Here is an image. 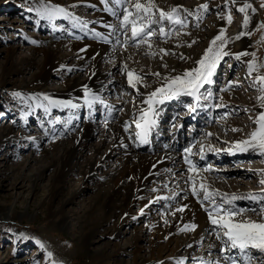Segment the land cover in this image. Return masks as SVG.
Listing matches in <instances>:
<instances>
[{
	"label": "rangeland",
	"instance_id": "obj_1",
	"mask_svg": "<svg viewBox=\"0 0 264 264\" xmlns=\"http://www.w3.org/2000/svg\"><path fill=\"white\" fill-rule=\"evenodd\" d=\"M166 1H170L168 6L162 5L164 6L163 10L166 12L177 5L189 9L188 13H184L182 10L180 12L181 18L186 21L185 25L183 28L179 24V26L169 28L170 22L165 20L162 26L168 28L170 31L168 37L165 38L159 33L161 25L149 26L153 31V35L151 37H144V39L149 40L152 45L150 46V43H143L141 45L135 42L130 43V46L136 50L134 56L143 58V60L148 59L151 62L149 66L153 67L154 64L152 63L156 60L175 57V52L167 51L162 54L160 52L162 49L160 44L168 42V44H175L178 48L189 47L192 49L190 56L179 57L181 63H187L192 66L200 59L204 50L209 46L212 39L220 33L221 29L226 30L225 38H227L228 42L225 45L224 51L229 54L223 56L220 60L212 78L213 82L203 86V91L206 93L203 97L205 101L210 102L212 100L216 105L224 106V109L214 112L215 122L206 126V128L218 129L220 122L222 123L221 126L224 131L220 130L217 132L218 139H221V141L217 140L218 145L215 144V146L218 149L214 151V153L219 152L220 156L217 154L218 157H216V154H209L210 160L200 164L197 168H206L208 171V166H211L210 170H215V175L213 176L217 179L215 184L218 188H216L221 193H225L222 188L232 187L233 184V187L238 192L237 194L241 196H245L249 191L259 194L261 187H264L259 184V180L261 179L260 170L264 169V155L259 152L244 155L240 153V156L242 155L243 158L240 161L232 162L228 153L229 151L227 152L223 147L226 146V149L232 148L234 141L246 138L248 133L256 127L255 118L260 111H264L258 99L260 96L259 83L254 80L256 75H264V0H180L177 4L175 0ZM166 1L164 0L163 2ZM51 2L68 8L70 12L73 9H77V6L71 0H51ZM35 3L36 0H0V81L1 68L6 60V50L11 49L12 46L15 47L17 49V57L20 55L29 56L33 52L36 53V59L29 66L22 64L24 68L21 73L15 76V80H7L5 83L0 84V129L6 131V133L10 131L13 136L10 142H0V162L5 158L3 161L7 164V166L0 164V264H50V261L46 259V251L53 252L52 259L63 261V264H132L131 259L133 255L121 251L126 249L128 243L134 246L149 245V242L145 240L146 237H144L143 242H139L134 236L141 233L140 228L147 229L149 236L154 232L155 226H152L150 223L154 218L150 215V212L145 214L146 217L143 216V221L137 223H131V220H126L128 215L126 213L120 215L119 221L122 222L123 220V225L119 230L120 237L118 238L109 235V230H107L113 227L114 221L118 218L111 219L112 221L105 223L104 230L107 228L106 231H101L92 236L86 235L89 227H91L84 222L86 216L79 222L73 220L69 228L66 229H63L52 221V212L58 211L61 204L65 212L72 217L81 214L85 202L95 193L96 188L103 181L100 177L102 171L96 172L98 175L95 180L87 184V189H83L82 196L77 197L78 199L76 198L75 203L71 205L66 203L67 196L70 191L82 186L84 180L81 173L74 172L71 181L68 183L67 190L61 196H58L52 204H50L49 198L51 192L49 181L52 179L51 175L53 172H46L43 179L38 182L34 181L35 174L33 172H35L36 167L52 163L50 156L55 151L52 146L57 145L59 147V144H61L60 140L63 139L67 143L72 139L70 135L73 134H67L69 129H64L63 127L70 120L68 118L69 109L66 107L56 108L53 114L49 115L42 113L33 115L29 113L32 109L27 103V95L29 93L40 92L43 95L52 90L62 89L64 81H66L64 75L58 76L55 74L51 78V81L38 83L32 88L27 87V82L31 79L32 74L39 71L40 60L43 58L42 51L37 50L35 47L40 44L41 48H43L51 44V42H56V45L63 43L61 44L62 49L57 53V56L60 57L63 54L70 53V49L65 43H70V41L77 43L87 39L86 37L80 38V40L76 39L73 35L75 32L74 28L68 25L61 28L65 23L64 17L49 21L42 19L36 12L30 11ZM61 3L64 4L62 5ZM132 3L134 2L132 1ZM205 3L208 4L207 9H198L199 5ZM245 5H247L245 11H239L240 7ZM158 9L161 8L158 7ZM229 14L232 17L231 22L227 20ZM158 15L159 12L157 11L156 16ZM245 16L248 17L246 26L243 23ZM240 28L246 30L243 35L245 41L243 45L238 47L235 41L230 39V34L231 32L238 31ZM121 34L124 38L125 36L130 37V26L126 31L123 29ZM182 36H189L190 40L186 42L182 41ZM179 40L182 42L179 43ZM146 48H149L150 51L146 52L144 50ZM243 52H247L248 55H241L239 57L234 55L235 53ZM253 53L255 54L254 56L252 55ZM76 59L77 57L73 58V62ZM249 60H254L257 64V69L252 74L248 73L247 62ZM70 62L72 61H68V63ZM132 62L126 60L123 65H115L117 66L115 73L119 75L120 79H118L119 83L117 85L111 86L112 92H109L110 96L108 98L110 101H118V104L113 111L115 112V116L110 121L121 120L127 122L126 117L129 121L136 119L134 114L128 115L126 113L127 115H125L124 111L129 108L133 97L130 91L125 90L121 86L122 82H124L123 79L126 78L122 68L124 66L126 68L129 67ZM26 63L29 62L26 61ZM111 65L112 62H108L104 63L101 67L108 69ZM54 72L64 74L65 70L64 68L56 67ZM83 75L81 74L79 79H84ZM137 75L140 79H154V76L148 73L147 70L137 73ZM230 81L232 82L231 84L229 83ZM16 92H19L20 95H13ZM106 95L107 90L101 93L100 97L106 98ZM212 97L213 99H211ZM86 109H80L81 111L73 114L76 120L81 118L77 122V126L78 124L88 122V114L92 113L93 110L87 109L88 113ZM94 109H96V117L99 113L104 116L101 106ZM173 109L180 110L179 106H174ZM182 111L183 114L188 113L189 107L187 106ZM82 117H85L86 121H83L84 118ZM93 120L102 122V119L93 118ZM232 121L238 125L236 129H239V131L233 130L231 127ZM102 125L99 123L98 126L102 128ZM169 125L170 123H167V127ZM129 127L126 133L132 137L134 135V127L133 125ZM37 135L42 136L39 137ZM206 136L207 134L203 132L195 142L196 144L199 142L200 145L204 146L203 152L197 150L200 151V154L204 152L206 154L205 149L209 153L208 145H206ZM29 137L32 139H29ZM103 137V135H100L93 140L91 137L90 139L94 144L98 142L103 143ZM33 138H37L36 144ZM107 145L108 142H105L104 148ZM160 152L161 150L155 149V154ZM195 154L196 151L191 152V158L196 161ZM86 155L88 158H91L92 153L87 152ZM32 157L37 158V160H32ZM219 157L223 160L219 161ZM9 165L14 166L16 171L9 170L7 168ZM106 166L107 164L105 167L103 166V170L106 169ZM50 170L53 171V169ZM223 185L225 186L223 187ZM216 197L221 198L220 200L222 201V197L219 194ZM156 200L154 198L149 205H143L144 207L142 203L134 206L132 211L138 213L135 215L136 218L138 215L142 217V214H140L141 208H144V211L147 209L155 210L154 215L156 214L157 219L160 218L162 213L171 215V212H168L170 205L167 206L168 208L161 207L162 205L157 203ZM252 202V200L247 201V203ZM171 203L174 204V201H170ZM243 206L244 204L241 208ZM9 208H12V215L10 218H6L5 213ZM244 208L246 209L245 206ZM251 209L254 208H249L250 211L246 215L254 214L261 217L262 214L258 208L255 209L256 211H251ZM205 234L203 237H205ZM150 238L148 237L149 240H151ZM127 241L129 242L127 243ZM41 243L44 244V248L40 247ZM103 244L110 246L108 252L111 255L115 253V255L113 254L114 256L112 255L107 260H100L99 251H97L101 249ZM116 246L117 251L114 250ZM134 246L128 248V252L136 249ZM112 250L115 252H111ZM181 253H184V250ZM143 254L147 253L143 252ZM258 255L257 257H262L264 253H259Z\"/></svg>",
	"mask_w": 264,
	"mask_h": 264
},
{
	"label": "bare ground",
	"instance_id": "obj_2",
	"mask_svg": "<svg viewBox=\"0 0 264 264\" xmlns=\"http://www.w3.org/2000/svg\"><path fill=\"white\" fill-rule=\"evenodd\" d=\"M132 1L135 2V0ZM163 1L164 0H154L157 7H160L161 9H163L164 6H168L170 2L166 0V2ZM71 2L77 6V9H73L71 13L80 17L81 19L80 21H76L70 17H64L63 20L65 23L61 28L68 25L69 27L74 28L73 30L75 32L73 35L76 39L80 40V38L84 37L87 39L77 43L73 41H70V43H65L70 49V53L63 54L60 57L57 56V53H59V51L62 49L61 44L63 43L56 45V42H51V44L43 48H41L40 44L36 45L37 47L35 48L39 51H42L43 58L40 60L39 71L32 74L31 79L27 82V87L32 88L38 83L51 81V78L55 74L58 76L64 75L66 81H64L65 79L63 80L64 84L62 89L52 90L43 95L50 96L55 100H71L73 103L79 105V107L72 108L71 106H57L53 104L48 108V110H45L44 107L40 106L43 99V95L40 94V92H35L34 94L29 93L27 95V103L30 107H32L29 113L33 115H38L39 113L49 115L51 113L53 114V111L56 108H68V118L70 120L68 123L64 124L63 127L64 129H69L67 134L73 133L70 135L72 139L67 143L63 141V139L60 140L61 144H59V147L57 145L52 146L55 150L50 156L52 163L49 165L37 166L34 170L35 172H33L35 177H33L34 181L38 182L39 180L43 179L46 172H53L51 175L52 179L49 181L51 186V192L49 195L50 204H52L54 200L58 198V196H61L64 191L67 190L69 186L68 183L71 181L74 172L79 174L81 173L82 179L84 181L81 187L69 192L66 202L69 205L75 203L77 197L82 196L83 191L87 189V184L95 180L97 177V171H102L100 177L103 179V181L99 184V186L97 185L98 187L96 188L95 193L91 195L85 202L81 214H78L76 217H72L67 212H65L64 207L61 204V207L58 211L52 212L53 223H56L58 226L66 229L69 228L73 220H77V222H79L84 216H86L84 222L86 225L89 224L91 226L89 227L86 235L92 236L101 231H106L107 228L104 230L105 223L112 221L111 219L118 218L116 221H114L113 227L107 229L109 230V235L113 236L114 238H118L120 237L119 230L123 225V220L122 222L119 221L120 215L126 213L128 214L126 220H131V223H137L143 221V216L146 217L145 214L150 212V215L154 218L153 221L150 222L152 226H155L154 232L149 236L147 234V229L140 228L141 233L134 236V238L138 239L139 242H143L144 237H146L145 240L149 242V245L134 246L128 243L129 241H127L128 245H126V249L121 251L133 255V258L131 259L132 264H180L182 258H184L183 264H201V261H214L217 258L223 260V256L225 254H221L219 252L221 241L218 240L214 234L216 226L211 224L206 211V207L208 206L209 202L203 200L202 190L199 188L201 180H203L209 189L218 188V186L215 184L217 179H215V176H213L215 175V170L207 171V169L204 168L199 169L200 171L198 173H189V165L185 161V154L177 149V142H173L172 144L170 142L162 141V139L173 138L175 134L179 132L181 133L187 128L185 125L188 121V117L190 116L187 115L188 113L183 114V111L181 114L184 116L181 115L180 112L173 110L174 106H179L183 110L187 108L188 103H191V108L197 107L199 110L198 114L201 117L209 113V110L211 112L216 108L217 110L224 109V106L211 103L203 112L205 108H203L204 104L201 102V100L203 101L202 97L197 101L194 97L190 96L187 97L185 102H183L181 98H184V95L186 96V94L181 93L178 96L170 99L171 101L167 100L165 104H163V102L155 105V111L157 115L154 118L156 123L152 125L149 134L157 135V137L161 139V143L159 142L158 144H155L152 149H149L148 144L147 146L144 145V142L140 141L136 137L138 129L136 127L135 120L138 118L139 112L147 107V105L143 104L142 101L146 99V96L149 92L153 91L156 87L161 86L164 83V79L166 77L181 74L184 70L197 66L196 62L190 66L187 63L184 64L179 61V59L183 56H190L192 54V49L189 47L178 48L175 46V44L173 45L168 44V42H163L160 44L162 49L159 47L161 49V54L167 51L175 52V57H170V59L166 57V59L163 58L158 61L156 60L152 63L154 66L150 67L149 64L151 62L148 59L143 60V58L141 59L134 56L136 50L130 46V43L135 41L134 39H129L127 44L123 43L125 38L121 36V32L123 31V28L121 27V20L123 8L127 4L116 5L114 4V0H107V3H105V0H71ZM141 2H145V0H141ZM179 2L180 0H175L176 4ZM110 7L117 13L116 15L110 16L105 14V9ZM119 12L120 14H118ZM108 25H111L112 27L109 28ZM150 26H157V24ZM174 26L176 27L179 25L170 23L169 28ZM245 31L246 30L244 28H240L238 31L231 32L230 34V39L235 41L238 47L244 44L245 37H243V35H239V38H237V36L240 33H245ZM165 32L167 34L162 35L164 38L168 37L170 31L168 28H165ZM101 35L107 39H101ZM182 37V41L186 42L190 40L189 36ZM182 41L179 40L178 42L181 43ZM151 45L152 43H150V46ZM149 48L144 50L147 52ZM16 50L17 49L13 46L11 49L6 50L5 64L2 65L1 68L0 84L5 83L7 80H13L18 73L22 72L24 68L23 65L29 66V64L36 59L35 52L29 56L20 55L17 57ZM76 57L77 59L75 62H73V58L75 59ZM126 60L128 62H133L131 65H129V67L126 68L124 66V68H122L123 74H125L126 78L123 79L124 82H122V85H120L125 90L130 91L133 99L129 108L124 112L125 115L134 114L136 119L129 121V119L126 117L128 120L127 122L121 120L110 121L111 118L108 119V113L114 114V108H116L118 104V101L109 100V92H112L110 88L111 86L117 85L119 83L118 79L120 78L119 75L115 73V69H117L119 64L123 65L124 61ZM26 61L29 63H26ZM68 61L72 62L68 63ZM108 62H112L111 67L108 69H103L104 67L102 68L101 66ZM56 67L64 68L65 73L63 72L64 74H60L61 72H54ZM144 68L148 71V73H151L154 76L153 80L142 78L138 81L136 79L137 73L146 71ZM129 71L133 72V81L136 84V87H132L128 84L127 73ZM154 73H159L160 75L157 76L154 75ZM81 74H84V79H79ZM85 87L98 94L99 97L101 93L106 92L107 90L106 98L100 97V100L94 101L91 107H89L84 101ZM200 92L202 95L205 94L203 87L200 89ZM44 103L47 104V101H44ZM167 103H169L168 108H166ZM98 106H101L102 110L105 111L104 116L99 113L98 116L95 117L96 109L94 108ZM83 108L91 109L93 111L89 114V120H87L88 122H84L80 125L78 124L77 126V122H79L81 118L76 120V117L74 116V118L73 114L81 111L80 109ZM191 108H189V110H191ZM83 111L85 112V110ZM82 118H84L83 121H86L85 117ZM93 118L102 119V122H96L93 120ZM165 120L173 123L174 128L171 127L169 130L166 128V126H164L160 129V123ZM180 121L184 123L182 127L174 125ZM99 123H101V125L103 124L102 128L98 126ZM126 123L128 126L131 127L133 125L134 127V135L132 137L126 133L127 130L124 128ZM221 124L222 123L220 122V126ZM231 124L233 129H236L238 126L234 122ZM220 126L218 129H210L205 127L201 133H198V135L195 133L197 131L195 130V126L191 127L193 135L199 136L203 132L207 134L206 145L213 146L211 150L208 147V154H216V157L220 156L218 154L219 152L214 153V151L218 149L215 146V144L218 145L217 140L221 141V139H218L217 136V132L222 130V126ZM209 133H211V135H209ZM21 135L24 136L23 134ZM100 135L104 136L102 138L103 143L98 142L94 144L91 142L90 137L93 140L95 137L97 138ZM37 136L41 137L42 135ZM12 137L13 136L10 131L6 133V131L0 129L1 143L10 142ZM36 139L37 138H33L35 144L37 143ZM175 140L181 142L180 138ZM105 142H108V145L104 148ZM200 146L201 145L199 142L196 145L191 146V152L198 150V148L200 150ZM223 148L227 151L226 146ZM155 149L161 150V152L155 154ZM205 150L207 152V149ZM248 151L250 153L238 151L227 152L229 153L231 161L233 162L240 161L243 158L242 155L240 156V153H243L244 155L252 153L255 154L258 152L252 150ZM87 152H90V154L92 153L91 158L87 157ZM199 156L200 153L198 151L195 154V158ZM3 159L5 160V158ZM3 159L0 164L2 166H7ZM31 159L37 160L35 157H32ZM192 162L197 167L198 163L193 160ZM106 164V169L103 170ZM7 168H9V170L12 169L13 172L16 171L14 166L9 165ZM50 169H53V171ZM189 176L195 177L197 191L200 193L199 196L193 195V182L188 179ZM224 186L225 185H223V187ZM222 190L227 194L236 195L237 198L232 202L233 207L241 208L244 204L246 209H260V203L257 201L254 202L252 200L253 202L250 206L245 204V201L248 199L246 197L251 194H256L254 191H249L245 194V196H241L237 194L238 192L235 187H233V184L232 187L225 189L222 188ZM154 198L157 199V203L162 205L161 207L165 208L170 205V207L167 208L169 210L168 212H171V215L168 213H162L160 218L157 219L155 216L156 214L154 215L155 210L145 209L146 211L143 212L144 215L142 214V217L138 215L136 218L135 215L138 213L132 211L133 207L138 206L141 203L142 206H147L149 203H151V201H153ZM214 199L217 202L219 201L218 203L221 202V198L215 196ZM223 199L224 198L222 197V200ZM170 201H174V204H170ZM225 203L227 202L225 201ZM183 205H187V207H185L183 211H179L178 209H180V207ZM11 209L12 208H9V210L5 213L6 218L11 217ZM247 216L253 219L260 218L254 214H248ZM191 224H195L196 228L184 229V225ZM204 233H206L205 237H203ZM148 237H151V240H149ZM133 246L136 249L133 248L134 250H132V252H128V248ZM109 247L110 246L108 244H103L101 249L97 250L99 251L100 260H107L111 258L113 254L115 255V253L111 255V253L108 252ZM116 249L117 246L114 250ZM183 250L184 253H181ZM230 251L232 255L243 259L242 254L239 253L238 250ZM118 252L120 253V251ZM143 252H146L147 254H143ZM215 252H218V254ZM257 253L261 254L262 252L256 249H252V251H250V255L252 256V264H263L264 255L262 257H257L259 256ZM224 264H227V261H225Z\"/></svg>",
	"mask_w": 264,
	"mask_h": 264
},
{
	"label": "snow or ice",
	"instance_id": "obj_3",
	"mask_svg": "<svg viewBox=\"0 0 264 264\" xmlns=\"http://www.w3.org/2000/svg\"><path fill=\"white\" fill-rule=\"evenodd\" d=\"M105 3H107V0H105ZM114 4H127V7L123 8L121 27L126 31L130 26L131 37L125 36L123 41L124 44H127L129 39H134L137 44H149L150 41L144 39V37H151L153 35V31L149 27L153 24L161 25L159 27V33L161 35H166L167 33L165 32V28L162 26L165 20L173 24H179L183 28L186 21L181 18L180 12L181 10L184 13L189 12V9L183 8V6L180 5L174 6L166 12L163 9H158L154 0H145V2L135 0L134 3H132V0H114ZM246 7L247 5L240 7L239 11L244 12ZM200 8L207 9L208 4L205 3L199 5L198 9ZM107 10L111 11L113 15L117 14L111 7ZM30 11L36 12L38 16L49 21L56 17H70L76 21H80L81 19L71 13L68 8L59 4H53L51 0H36L34 7L31 8ZM157 11L159 12L158 16H156ZM227 20L228 22H231L232 17L230 14L227 17ZM243 23L245 26L247 25V16L244 17ZM108 27L111 28L112 26L108 25ZM225 31V29H221L220 33L212 39L200 59L196 61V67L186 69L181 74L166 77L161 86L156 87L153 91L147 94L146 99L142 101V103L146 104L147 107L139 112V116L135 120V124L138 129L136 133L137 139L142 142L146 141L152 125L156 123L154 118L157 115L155 111L156 104L170 100L181 93L194 97L197 101L201 99L202 93L200 92V89L204 85L211 84L213 82L212 78L220 60L223 56L229 54L224 51L225 45L228 42L227 38H225ZM244 34L245 33L238 34L237 38H239V35ZM100 38L107 39L102 35ZM217 41H219V43H217ZM234 55L239 57L241 55H248V53H235ZM252 55L254 56L255 54L253 53ZM247 64L248 73L252 74L257 69V64L254 60H249ZM127 75L128 84L132 87H136V84L133 81V72L129 71ZM154 75L158 76L160 74L154 73ZM136 79L139 81L140 77L137 75ZM254 80L259 83L260 96L258 99L261 102V107L264 108V75H256ZM229 83L231 84L232 82L230 81ZM84 91V101L89 107H91L94 101L100 100L99 95L92 92L87 87H85ZM13 95L19 96L20 93L16 92L13 93ZM44 101H47V104H45ZM53 104L57 106H71L72 108L79 107V105L73 103L71 100H55L50 96L43 95V99L40 104L41 107L48 110V108ZM188 107L191 108V105ZM255 123L256 127L248 133L247 137L234 141L233 147L227 149V151L245 152L252 150L258 151L260 154L264 155V111L259 112L255 118ZM124 128L127 130V123L124 125ZM233 130L239 131V129ZM209 135H211V133H209ZM29 139L32 138L29 137ZM203 147V145L200 146L201 151H203ZM208 147L210 150L213 148L212 145H208ZM184 152L185 161L189 165V173H198L200 170L189 158L191 154V146L185 148ZM208 167L210 170L211 166ZM260 172L261 179L259 180V184L264 186V169L260 170ZM188 179L193 182V195L199 196L200 193L197 191L195 177L189 176ZM199 188L202 190L203 200L209 202L206 207V211L211 224L216 226L214 234L217 239L221 241L219 252L221 254H225L223 256V260L217 258L214 261H201V264H224L225 261H227V264H252L250 250L256 249L264 253V187H261L259 194H251L246 197L260 203L259 211L262 215L259 219H253L247 216L246 213L250 211L249 209L233 207L232 202L237 198L235 194L221 193L218 189H209L203 180H201ZM217 194L224 198L220 203H217L214 199ZM225 201L227 203H225ZM185 207H187V205L181 206L178 210L183 211ZM251 211L256 210L251 209ZM143 212L144 209L141 208L140 213L143 214ZM188 228L195 229L196 225H184V229ZM40 247L44 248L45 246L41 243ZM230 250H238L239 253L242 254L243 259L232 255ZM53 255V252L46 251V259L50 261V264H63V261L52 259ZM183 259L184 258L181 259L180 264H183Z\"/></svg>",
	"mask_w": 264,
	"mask_h": 264
}]
</instances>
